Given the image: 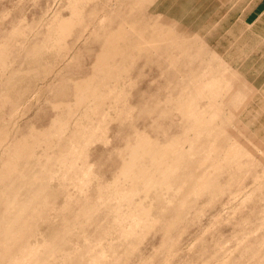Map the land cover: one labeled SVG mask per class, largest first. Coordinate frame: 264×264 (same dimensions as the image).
Returning a JSON list of instances; mask_svg holds the SVG:
<instances>
[{"label": "rangeland", "instance_id": "374dc122", "mask_svg": "<svg viewBox=\"0 0 264 264\" xmlns=\"http://www.w3.org/2000/svg\"><path fill=\"white\" fill-rule=\"evenodd\" d=\"M76 1L80 2L83 20L73 25L71 33L62 41L63 46L57 45L54 48L52 47L54 43H50L52 48L48 50L49 47L44 46L47 35L45 38L44 36L48 34L47 31H50L49 26L52 27L55 21L72 18L73 3ZM144 2L139 5L133 0H126V2L125 0H0V131L4 135L7 130L9 139L4 141L6 144L3 142L0 144L1 170L9 158L5 149L7 150L13 141L24 138L31 131L38 134L50 129L55 117L61 113L63 116L66 115L63 117L66 120L67 114L70 115V109H72L70 107H73L75 103L73 100L75 98H73L72 84L67 83L68 86H66L65 81L72 80L71 82L74 83L93 73V64L95 65L97 55L100 54L104 45L105 36L103 35L116 30L122 22L125 21V25L130 22L127 24L130 27L133 26L132 22L136 25L141 22L144 29H149V33L159 24L160 27L164 26L162 29L165 33L172 31V35L176 34V36L178 33L182 36L178 35L179 38H186L189 45H193L192 49L188 47L189 51L184 53L182 50L175 51L173 48L174 59H169L170 48H168L169 54H165V49L169 45L166 43L163 44L165 48L162 47L161 51L145 52L137 48L139 54H144L139 57L138 53H135L137 50L133 49V54L138 58L134 59V55H131L134 60L132 59L131 65H129L130 60L127 65L125 64L128 70L123 72H126L125 75H120V78H123L118 81L120 85L118 89L121 91L122 88L123 93L119 94L120 91L117 90L115 97L113 95V98L106 100L108 102L105 101L103 113L100 110L99 115H94L96 118L92 114L84 115L86 111H82L80 116L81 110H84L83 106L87 110V105L77 108L80 111L76 113L77 109L74 108L72 115H78H73V118L68 117V120L72 118L69 124L66 123L69 129L63 130L65 133L62 131L63 134L61 132L56 136L57 140L64 136L68 144L64 142L61 144L62 138L61 142L54 139V145L48 140L39 143L41 148L38 145L34 157L41 159L43 155L44 160L42 158V162L37 163H47L49 167H55L51 173L56 172L53 176L47 173L48 169H45L44 174L41 173L34 157V160L31 158L33 162L31 159L26 162L29 163L30 171H33L32 176L35 173L44 175L47 181L45 190L47 198L45 199L48 203L46 209L41 205L33 207V209L38 207L37 211L41 216H37V222L36 220V223L33 222L35 225H32V232L28 235L34 236L32 238L34 244H42V236L43 239H48L46 244L50 246V242L52 247L46 245L45 247L49 248L44 251L49 253V256L54 252L53 248H57V252L63 251V254L56 252L58 260L56 255L52 254L55 255V264L57 262L58 264H264V15L262 14L264 0H152L153 4L149 0L148 2L146 0L147 3ZM133 3H136V6ZM159 16L161 17L158 19ZM109 18L111 21H107ZM163 20V25H160ZM165 28L167 30L171 28V30L168 32ZM97 34L101 37H96ZM131 34L133 33H130L127 38L136 42L138 35ZM40 43L44 49L48 50L47 52L42 49L44 52H40L43 55L39 51L41 55L33 51L36 45L40 46ZM195 46L198 48L196 49ZM186 56H190L188 60ZM191 61L193 62L190 64ZM31 62L34 66H30ZM186 66L190 67L188 68L192 70V73L189 69V71L186 70ZM31 71L32 73L28 74ZM50 71H52L51 74ZM225 75H229L230 78L229 76L224 78ZM215 77L223 81L222 87L226 85H224L226 82L229 83V87L226 85L223 88L224 92L222 90V93L215 98L205 97L200 101V109H205V106L213 100L217 101L214 105L221 103L223 107L219 109L220 113L212 111L217 115L212 117L215 121L212 129L198 136L197 133L188 131L186 124L189 123L191 126L190 122L184 119L183 114L176 109L177 105H174L177 103L173 102H179L180 100H177L179 96L183 95L180 97L182 99L191 94V84L196 82L199 86L212 78L216 79ZM238 96L243 102L237 105L235 102L240 100ZM226 101H228L227 105H224ZM229 101H233L236 105L231 102L230 106ZM60 102L65 103V106L71 102L69 111L66 109L64 112L66 107L63 105L62 111L57 104ZM53 105L54 107L58 105L59 109H55ZM121 108L122 110L124 108L125 113L123 112L124 116L120 115V117L118 115ZM104 110L108 114L102 117L105 115ZM86 117L90 120L93 118V121L95 119L96 122L93 123L91 120V126L95 123L94 126L100 128L97 130L96 138L88 142L89 144L84 137L80 141L79 139L75 141L74 144L77 145V142L78 148L75 145L76 149L71 148L74 160L66 158L70 164L75 163L74 167L57 165V159L55 162L53 154L51 159L45 160L46 157H50L46 155H50L52 151L47 150L49 147L53 146L52 149H54L60 144L73 145L70 139L77 123L75 121L81 119L84 123L82 118L86 119ZM226 121L230 122L226 123ZM221 122L226 123L224 127L228 132L225 133V137L217 134ZM134 132L136 136L137 133L138 136L145 133L160 146L166 145L173 138L188 135L191 142H186L182 146L196 160L206 157L207 150L213 145V142L207 141V138L205 140L206 136L209 139L216 137L217 141L215 140L213 146L218 144L223 146L224 150L236 146L233 149L242 148L243 154L240 152L237 158L228 157L234 162L231 160H229L230 163L225 160L228 164L222 162L223 165H221L224 167L220 166L221 172L215 171L211 162L204 165V168H191V165L185 167L188 168V177L191 173L196 176L204 173L213 174L212 187L209 188L210 190L205 189L201 194H194L188 190L187 185L182 192L183 199L180 197L182 199L180 200L178 197L175 204L172 202L174 206H169L171 204L169 198L173 197L171 193H168V197L166 194V199L162 197L161 201L163 199L165 202L160 201V203V198H156L155 193L151 194L152 197L147 196L148 199L146 197L147 202H144V205L148 204L146 207L155 205L150 219L155 217L153 220H161H158V223H162L165 219L162 226L160 224L155 226L153 223L152 225L136 224V221H132L128 212L129 203L130 201L139 203L140 199L144 201V194L127 198L119 197V199H108L103 195L106 197L104 199L106 205L100 208L97 206L93 211L92 207L90 209L92 212H87L89 205L100 202V195L97 196L99 188L120 186L116 178L121 179L119 173L124 166L123 160L126 156L121 154V151L127 149L128 143L131 145L136 143ZM206 142L211 145L209 146ZM48 144L51 146H47ZM191 147L194 149H190ZM221 151L220 154L227 152ZM222 154L221 158H225L226 153L223 154L224 156ZM36 165L39 168L35 169ZM63 167L66 170L58 169ZM86 168L91 173L88 179L84 172ZM48 180L51 182L48 183ZM129 184L126 183V186ZM38 185L39 182L30 187V190L41 191ZM24 194L25 190L19 192L21 196ZM182 194L180 196H183ZM155 199L158 200L157 204ZM180 201L186 202L185 208L181 206L183 209H180L182 203ZM175 206H179L176 207V210L178 208L176 213H174ZM170 209H173L175 216L169 211ZM178 211L179 217H177ZM89 212H91L90 216L87 215ZM161 216L163 218H160ZM174 217H177L179 221L175 222L177 220ZM114 221H123L120 226L123 232L126 229V234L133 233L135 237L123 236L124 233L116 229L120 223L116 225L118 222ZM169 224L173 225V228ZM168 227L172 230H168ZM55 233L59 235V238H55ZM49 240H53L54 243ZM52 259L51 264L54 262V256Z\"/></svg>", "mask_w": 264, "mask_h": 264}, {"label": "bare ground", "instance_id": "6f19581e", "mask_svg": "<svg viewBox=\"0 0 264 264\" xmlns=\"http://www.w3.org/2000/svg\"><path fill=\"white\" fill-rule=\"evenodd\" d=\"M133 1L134 2L137 1V4H139V5L140 4L142 5L143 2H144V0H133ZM149 1L151 2L152 0H149ZM125 2H126V0H125ZM145 2H146V0H145ZM147 2H148V0H147ZM79 3H77V1L75 3H73L74 7H73V11H72V18L66 19V20L61 19L59 21H55L53 23L54 25L52 24L53 25L52 27H51V25L49 26L50 31H47L48 34L46 33L45 36H44V38H45L46 35H47V38H45V40H46V43L48 42L49 44L47 43V45H46V43H45V45H44L41 42L44 46L49 47L48 50L51 49L52 47L55 48L57 45L63 46L62 45V41H63L64 37H67V35L69 33H71L70 31L72 30L73 25L76 24V23L78 24V22H81L83 20L82 8H81V6H79ZM127 3H128V1H127ZM133 4H134V6H136V3H133ZM151 4H153V3L151 2ZM128 5H129V3H128ZM137 7H138V5H137ZM130 8H132V7H130ZM160 17L161 16H159L158 19ZM108 20L111 21L110 18L107 19V21ZM129 23L127 22V24H129ZM163 23H164V20L162 21V23H160V25L161 24L163 25ZM134 24L132 22L133 26H131V27L129 25L126 26L125 25V21H124V23L122 22L120 25L117 26L116 30L109 31L105 35H103V36H105L104 37V45H103V48H102V51L100 52V54L97 55V58H96L97 61L95 60L96 63L94 62L95 65L93 64L94 71H93V73L90 76L86 77L83 80L75 81L74 83L71 82L72 80L71 81L69 80L70 82L69 81H65L66 82V86H68L69 83L72 84V86H73V98H75V99H73V98L72 99L75 100V103L73 101V103L75 104V107H74V104H73V107H70L69 104L71 102H69L68 106H65L66 104L65 103H61V102L57 103L59 105V106L58 105L57 106L62 111H63V109L61 108L62 105L65 106L66 108L64 107L65 108L64 112H65L66 109H68V111H69L68 107L72 108V109H70V115H68L69 113H68V111H66V113H68L67 114V118L68 117H72L73 115H76V114L72 115V112L74 113L73 109L74 108L75 109H77V108L79 109V107H82L83 105H87V110H85V108L83 106L84 110H81L80 116L82 115V111H86L85 114L83 113L84 115L92 114L93 117H94V115H99L100 114V110H101V113H103L102 109H105V107H104L105 106L104 105L105 101L109 100L110 97H112L115 93L117 94L118 91H120L119 90L120 89L119 88L120 85H119L118 81H120V79L123 78V77L120 78V75L121 76H123L122 74L125 75L127 70H128V68H126L125 64L127 65L129 63V60H130V64L129 65H131L132 64L131 61H133L134 59H136L139 56H141V54H143V53L139 54V52H138L139 49H143V50H145V52L149 51V50H153V51L157 50L158 51L162 47H164L165 45H163V44L166 43V44H169V45L165 49V51H166L165 54H169V52H170L169 59H174L175 58L174 57V52H173V55H172V49L173 48H174L175 51L176 50H180V51L182 50L183 53H184V51H186V52L189 51L188 47H190V49H192L191 47L193 45H189L190 43L188 41H186V38H183V39L179 38L180 35L178 33H177V36L179 35L178 37L176 36V34L172 35V31L170 33H165L163 31V29H162V27H164V26L160 27L159 24H158V27L155 26L154 27L155 29L153 28L152 32L149 33V31H148L149 29H144V27H143L141 22H140L139 25L138 24L136 25V23H134ZM166 24L169 26L168 23H166ZM168 26H166V27H168ZM173 29H174V26H173ZM170 30H171V28H170ZM170 30L168 29L167 31L169 32ZM175 32L176 31H174V33ZM130 33H133L131 35H135V34L138 35L137 37L134 36V37L138 38L136 40V42L135 41L133 42L131 39L127 38ZM96 37H101V36H98V34H97ZM180 37H182V36H180ZM131 41L133 43H131ZM41 43H40V46L36 45V47L33 50L34 52H36V53H38V51L39 52L41 51L42 53L44 52V51H42V49H44V48H43V46H41ZM50 43H54V46L52 45V47H50ZM59 46H58V48H60ZM195 47H196V49L198 48L197 46H195ZM137 48H139V49L137 50ZM168 48H170L171 51H169L170 49L168 50ZM133 49L137 50V51H135V53L137 52L139 54V55L137 54L138 57L133 54V52H134ZM44 50H47V48L44 49ZM48 50H47V52H48ZM163 50L164 49H162V51ZM180 51H178V52L181 54L182 52H180ZM40 53H38V54H40ZM193 53L195 54V52H193ZM132 54L134 55L133 56L134 59L131 56ZM197 54L201 55L200 52H197ZM55 55H57V54L55 53ZM189 55L191 56V54H189ZM194 56H196V55H194ZM189 57H187L186 59L188 60ZM196 57H194V58H196ZM118 59H120V61H118ZM36 60H37V58H36ZM197 60H198V58H197ZM192 62L193 61H191L190 64ZM38 63H42V62L38 61ZM34 64H35V62H34ZM31 65H33L32 62L30 63V66ZM128 67L130 68V66H128ZM188 67L186 66V70L187 71L190 70L189 69L190 67L189 68ZM191 67H192V65H191ZM45 68L47 69L48 65ZM31 70H33V69H31ZM48 70H50V69H48ZM124 71H126V72L123 73ZM211 71H213V70H211ZM51 72L52 71H50V74H51ZM30 73H32V71L29 72L28 74H30ZM48 73H49V71H48ZM190 73H192V70H190ZM212 74H214V73H212ZM209 75H211V74H209ZM227 76H229V75H227ZM227 76L225 75L224 78H226ZM202 77H203V75H202ZM196 78H198L197 75H196ZM228 78H230V76ZM222 80H224V79L222 78ZM224 82H226V81H224ZM120 83H122V81ZM225 84L227 85V87H229L228 86V84H229L228 82L224 83V85ZM191 85H192V93L187 95V96L185 95L186 98L183 97L181 99L180 97H182L183 95L177 97V100H180V101L179 102H173V103H177V104H174L175 106L177 105L176 109H178L183 114V117H184V119L187 120V122H190L191 126L189 125V123H188L189 126L186 124V128L189 129L188 131L191 130L190 131L191 133L194 132V133H197L198 136H200V135H204V134H202V133H204V131L212 129V126L214 125V122H215L212 117L214 115L217 116L216 113L215 114H213V113H214V111L220 113L219 109L221 110V108L223 107L221 103L218 104V105H214V103L217 102V101L213 100V101H211L210 104L205 106V109H200V101L202 99H204L205 97L215 98V97L219 96L222 93V90H223V88H225L226 85L222 87L223 81H220V79H217V78L216 79L212 78L209 81H207L205 84H201L199 86H197L196 82L194 84H191ZM122 90L123 89L121 88V91L119 92V94L122 92ZM225 91H226V89H225ZM223 92H224V90H223ZM113 97H115V95ZM119 97H122V96H119ZM235 97H237V96H235ZM238 97L240 99V96H238ZM226 98H228V96ZM225 99H223V100H225ZM231 99H232V97H231ZM119 101L120 100H118V102ZM173 101H175V100H173ZM233 101H231V102L233 103ZM235 101H236V99H235ZM241 101L243 102V100L240 99V100H238V102H235V103L237 104V103H239ZM106 102H108V101H106ZM227 102L228 101H226V104H224V103L223 104L227 105ZM231 102L229 103L230 106H231ZM229 104H228V106H229ZM236 104H234V105H236ZM57 106L54 107V105H53V107L55 109L57 108ZM102 106H103V108H102ZM125 106H126V104H125ZM157 106L155 107V109L157 108ZM59 108H57V109H59ZM125 108H127V107H125ZM238 108L239 107L237 106V109ZM78 109H77V111H75V113L80 111ZM130 109L131 108L129 107V110ZM108 110H109V108H108ZM118 110H120V109H118ZM123 110H124V108H123ZM123 110L121 108V110L119 111V115L118 116H120V115L124 116L123 112L125 113V110L124 111ZM56 111H58V110H56ZM130 111H129V114H131ZM156 111H157V109H156ZM212 111H213V113H212ZM236 112H238V110ZM60 113H61V111H60ZM96 113H98V114H96ZM104 113H105V115L103 114L104 116H102V117H105L108 114V113L105 112V110H104ZM120 113H122V114H120ZM61 114L58 115L57 117H55V119L52 122V125H51L50 129L48 128L49 130L47 129L44 132L42 131V133L38 132V134L37 133L35 134V133H33V131H31L30 134L26 135L24 138H22L20 140L18 139L16 141H13L12 145H10L7 148V150L4 148L5 149V153L7 154V156L9 158L3 164V169L2 170L0 169V264H51V260H53L52 259L53 256H54V262H52V263L55 264L56 263L55 255L57 257V253L58 252L63 254L62 253L63 251L60 252V250H58V252H57V250H56L57 248L56 249L53 248L54 252H52V254L54 253L55 255H52L50 253V256H49L48 255L49 253H47L45 251H47L49 247L50 248L52 247V245H51V243L49 241L52 242L53 240H49L48 241L49 244H50V246H49V245H47L48 243L46 242L48 239L45 238L46 239L45 240V239L42 238L43 237L42 236L41 237V239L43 241L42 244H40V243L39 244H36V243L34 244V243H32V241L34 242V239H32V238H34V236L31 235V236H33V237H31V236L28 235V233L32 232L31 231L33 229L32 225L37 222V220H36L37 216H39V217L41 216V215H39L40 212L37 211L38 207H36L35 209H33V207H35L36 205H41V207L43 206V208L46 209V206L48 205V203H47V201L45 199V198H47L46 195H45V190L47 189V181H45L44 175H43L45 173V169L46 170L48 169L47 173H50V175L52 174L51 172H53L55 170V167H49V164H47V163L40 164L42 162L41 159L43 158V160H44V156L43 155H41V159L37 157V159H40L39 161H37L36 157H34L35 156L34 154H35V152L38 149V145H39V148H41V146L39 144L41 141H44V140L47 141L48 140V142H50V144H52L54 142V139H55V141L57 140L56 136L60 135L63 130L68 128L69 125L67 126L66 123L69 124V121H71V119L73 117L70 120H68L69 118L68 119L66 118V120H65L63 117H65L66 115L63 116ZM89 117H86V119L88 118L89 121H88V119L86 121L85 118L84 119L82 118V121H84V123L81 122L80 118H79L80 120L77 119L75 121L77 123H75L76 125L74 126L76 129L74 128V130H72L73 133L69 130L72 133V137H71L70 140L73 143V145H71V146L70 145L69 146L66 145V144H68V142L65 141L66 139L64 140V138H63L64 136L61 137L63 139V141H62L61 138H59L60 140L58 139L57 142L58 141H60V142L62 141L61 144H63V142L66 143V144L61 145L60 142H59L60 145L57 146V147H54V149H52L53 146L48 144L47 146H51V148L49 147V149H47V150L51 149L52 151H50V153H51L50 155L49 154L46 155V156H50V157L49 158L46 157L45 160L46 159L47 160L51 159V157L54 155L53 157H55V162H56V159H57V163H58L57 165H59V166L60 165L61 166H69V165L73 166V165H75V163L70 164L66 160V158H70V159L74 160V158L72 156V149L71 148H75V146L76 147L78 146L77 142H76L77 145L74 144L75 141L78 140V139L80 141V139H83L82 137H84V140L86 139L87 143L88 142H92L94 140V138H96L95 136H96L98 128H100L98 126L97 127L94 126L95 123L91 126V123L96 122V121H95V119L93 121L92 120L93 118H92L91 119L92 122H91V120H90L91 117L90 118ZM120 117H119V119H120ZM126 117H125V120L127 118H129V117H127V118ZM94 118H96V117H94ZM121 119H123V117ZM67 120H68V122H67ZM100 120H102V119H100ZM78 121H80V122H78ZM85 121H86V123H85ZM87 122H89L90 126H88L89 124L87 125ZM97 122L99 124L98 120H97ZM227 122H230V121H226V123ZM106 123H107V121H106ZM221 123H222V124H220L221 126L218 127L219 132H217V134L218 135L220 134L221 136L224 135V137H225V135H226L225 133L228 132V131L225 130L227 128L224 127V126H226V123L225 122L224 123L221 122ZM184 125H185V123H184ZM186 128H184V129H186ZM65 131H63V132L65 133ZM7 132L8 131L6 130L5 134L2 135V133L0 131V144H2L1 142H3V143H4V141L6 142V139H8V133ZM34 132H36V131H34ZM63 132H62V134H63ZM184 132L186 133L187 131L184 130ZM134 134L136 136L135 132H134ZM187 134H189V132H187ZM218 135H217V137H218ZM187 136L188 135L182 136V137H179V138L176 137L175 139L173 138V140H171L170 142H167L166 145L160 146L155 141L151 140V138L148 137V135H146L145 133L140 134L139 136H138V133H137L136 141H135L136 143L134 145H131L130 143H128L127 144V149L125 151H123V152L121 151V154H123L124 156L126 155V156L124 157V160H123L124 166H123V168L121 170V173H119L120 176H121V179H117L116 178V180H119L120 186H116L115 188H113V187L99 188V192H98L99 194L97 196L99 197V195H100L99 198H101V200H100V202H98V200H97V202H98L97 204L89 205V207L87 208L89 210L86 209L87 212L91 211V210L93 211L94 209L97 208V206H99L98 208H100L102 206H105L106 204H105L104 199L106 197H108V199L109 198H115V199L117 198V199H119V197L127 198V197H130V196L134 197V196H137L139 194H144L143 195L145 197L144 201H142L140 199L139 201H141V202H139V203L138 202L135 203L134 201H130V203H129L130 210L128 212L131 215L132 221L133 222L136 221V224H138V223H146V224H148L149 223V225H152V223H153V225H155V226L157 224L161 225L164 221H166L165 219H164V221L162 223H158L159 221H161L159 219H156L157 222H156V220H153V218L155 219V217H152L150 219V216L152 214L151 212L153 211L155 205L152 206L151 203H149V205L151 204L150 205L151 207H146L148 204L144 205L147 202L146 201V197L147 196L148 197L149 196L152 197L151 194L155 193L156 194L155 197L158 198V199L160 198L159 199V203H160L162 197H164L166 199V194H167V197H168V193H171V194H173V197H171V195L169 194L170 197H171V198H169L170 200L168 199L170 201V203H171V204H169V206L170 205L174 206L176 199L178 200V197L179 198L180 197L181 198L184 197V195H183L184 193L182 194V192L185 190L187 185H188V190L189 191L191 190L190 192L194 193V194H201V192H204L205 189L206 190L207 189L210 190L209 188L212 187L213 174L212 175L211 174L208 175V174L204 173L202 175L200 174L201 176L200 175L196 176V174L191 173L190 177H188V172H187L188 168H185V167H187L188 165H191V168H194V167L204 168V165L208 164V162H211V166L215 168V171H217V170H219L220 166L224 167V166H222L223 163L228 164V163H230L229 160L233 161L232 159H228V157L230 158V156L231 157L235 156L237 158V156H238L237 154H239L240 152H241V154H243L242 148L240 150H239L238 147H237V150L233 149V148H236V146L235 147H229L228 146L229 147L228 150L227 149L224 150L222 148L223 146L221 147V146H218V144H217L216 145L217 148H216V146H213V145H215L214 142L217 141L216 137L209 139V137L206 136L205 140L207 138V141H210L211 143L213 142V145H211L210 143L206 142L207 144H209V146L211 145L210 148L208 147L209 149L207 150L208 151V155L206 157H204L203 159H201V160H199V159L196 160L191 154H189L188 151L184 150V148L182 146V144H184L186 142H189V141L191 142V140ZM195 136H197V135H195ZM198 138H200V137H198ZM212 139H213V141H212ZM4 144H6V143H4ZM54 144L55 143H53L52 145H54ZM2 146H4V145H2ZM0 147H1V145H0ZM56 148H57V150H56ZM220 148H222L223 151H221L222 149H220ZM190 149H194V147H191ZM54 150H55V152H53ZM218 150H219V153H218ZM220 151L221 152L227 151V152H225L226 154L223 153V154H225V158L224 157L221 158V154L222 153L220 154ZM218 154H220V156ZM33 157L36 159V164L40 167V172L43 173L42 175H38L37 173H35V175L32 176L33 171H30L29 163H26V162H29V160L31 158L34 160ZM32 159H31V161H32ZM52 160H53V158H52ZM52 160H49V161H52ZM225 160H228V163L225 162ZM37 162H40V163H37ZM52 163H53V161H52ZM231 164H232V162H231ZM37 165H36V168L34 167L35 169L39 168V167H37ZM58 169L66 170L64 167L63 168H58ZM86 169L87 170H85L84 172H85V176L87 178L88 176L91 175V173L88 171V168H86ZM219 171L221 172V170H219ZM55 172L53 173L54 175H55ZM220 172H218V173H220ZM218 173L216 175H218ZM53 174H52V176H53ZM38 182H39L41 191L32 192L31 191L32 189L30 190V187H32L34 184H38ZM50 182H51V180L48 183H50ZM126 183H130L129 186L128 185L126 186ZM48 187L50 188L49 184H48ZM124 188H126L125 192L122 193V191H124L123 190ZM21 190H25V194H24L25 196L24 195L23 196L19 195V192ZM164 194H165V196H164ZM181 194L183 196H180ZM47 195H48V193H47ZM103 195H105L106 197H103ZM148 197H147V199H148ZM181 198H180V200L183 199V198L182 199ZM162 201H164V200L162 199ZM157 202H158V200H156V204H157ZM172 202L174 204H172ZM180 202H182V201H180ZM154 203H155V201H154ZM166 203H168V202H166ZM186 205H187L186 202H182L180 204V209H183L182 207H184ZM41 207H40V209H42ZM92 207H93V209H91ZM176 207H179V206H175V209H174L175 212L173 211V209H170L169 211L170 212L173 211L174 213H176V211L178 210V208L176 210ZM45 209H43V210L45 211ZM40 211H41V213H43L42 210H40ZM91 212H89V214L87 213V215L90 216ZM167 212H168V210H167ZM84 214H85V211H84L83 215ZM165 214H167V213H165ZM179 215L180 214H179V211H178V216H177V214H176V216L179 217ZM173 216H175V214ZM121 218H120V220H121ZM160 218H163V216H161ZM164 218H165V215H164ZM176 218H175V220L178 219V218L177 219ZM116 219H118V217ZM116 219H114V220H116ZM35 220H36V222H35ZM178 221L179 220H177L175 222H178ZM114 222L116 223L118 221H114ZM122 222L123 221L116 223V225H118L120 223V225H118L119 228H118V226H116V229L119 230L120 233L121 232H122V234L124 233L125 235L123 234V236H125V237H129L130 238L132 235L134 236L133 233L126 234L127 233V232L125 233L126 229L123 232L122 227H120ZM175 222L173 224H175ZM164 224H166V223H164ZM171 224H172V222H171ZM60 227H62V226H60ZM170 227L173 228V225L172 226L170 225ZM170 227H168V230L171 229ZM174 228H175V226H174ZM35 229L36 228L34 226V230ZM166 230H167V228H166ZM32 234H35V233H32ZM54 235H56V233ZM35 236H37V235H35ZM58 236L56 235L55 238L58 237ZM24 238H26V239H24ZM49 238L51 239V237H49ZM35 240H36V238H35ZM54 241H56V240L54 239ZM54 241L52 243H54ZM46 245L49 246V247H45ZM57 246H58V244H57ZM43 248H45V249H43ZM58 248H59V246H58ZM72 254H70V256ZM49 257H51V258L49 259ZM61 257H62V255H61ZM58 259L59 258L57 257V260ZM57 264H58V262H57Z\"/></svg>", "mask_w": 264, "mask_h": 264}, {"label": "crops", "instance_id": "0c3cea01", "mask_svg": "<svg viewBox=\"0 0 264 264\" xmlns=\"http://www.w3.org/2000/svg\"><path fill=\"white\" fill-rule=\"evenodd\" d=\"M262 14L264 15V9L262 10Z\"/></svg>", "mask_w": 264, "mask_h": 264}]
</instances>
